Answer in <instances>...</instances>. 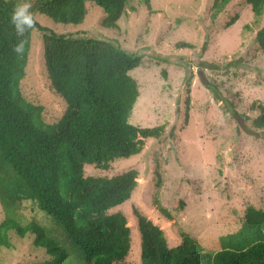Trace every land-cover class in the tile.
<instances>
[{
  "label": "rangeland",
  "instance_id": "obj_1",
  "mask_svg": "<svg viewBox=\"0 0 264 264\" xmlns=\"http://www.w3.org/2000/svg\"><path fill=\"white\" fill-rule=\"evenodd\" d=\"M212 2L126 0L119 29L103 27L105 14L91 1L85 2L84 18L78 24L55 21L34 9L46 30L109 40L141 56L140 65L129 71L139 91L129 122L139 127L164 125L165 135L146 140L139 154L114 160L108 170L84 167L86 175L112 176L131 168L139 173L131 198L114 209L126 216L131 227L128 260L132 264H140L141 243L133 207L163 229L171 245L180 242L177 229L181 228L212 251L218 249V236L239 228L247 206L264 208V130L250 127V118L257 114L252 103L264 104V56L255 41L264 26V11L256 17L244 0H231L213 15ZM236 14L237 20L227 27ZM183 41L193 47L177 48L176 43ZM43 65L41 32L34 29L21 90L27 100L43 107L44 121L52 124L69 103L54 93ZM156 161L164 167L158 189ZM156 199L174 221L160 215ZM28 203L24 212L12 217L21 225L28 220L39 223L55 244L50 251L58 248L67 256H50L33 244L35 234L28 231L19 237L9 229L2 231L10 247H0V264L45 259L81 264L79 252L66 243L53 216ZM1 208L0 203V223L5 218Z\"/></svg>",
  "mask_w": 264,
  "mask_h": 264
},
{
  "label": "trees",
  "instance_id": "obj_2",
  "mask_svg": "<svg viewBox=\"0 0 264 264\" xmlns=\"http://www.w3.org/2000/svg\"><path fill=\"white\" fill-rule=\"evenodd\" d=\"M102 9V26L119 29L126 0H32L34 9L55 21L78 24L83 21L85 2ZM148 1V0H147ZM231 0H213V15ZM253 15L264 11V0H244ZM17 0H0V203L5 213L0 223V247L10 245L2 235L13 229L19 237L35 234L33 244L46 253L66 257L44 229L34 220L21 225L14 217L24 212L28 201L52 215L61 226L66 243L75 247L81 264H132L131 227L126 216L114 210L131 198L139 173L131 168L112 176L86 175L84 167L108 170L112 162L139 154L148 139L165 135L164 125L139 127L129 116L139 96L129 71L141 63V56L122 49L109 40L74 38L46 30L41 32L44 72L54 93L69 106L59 119L46 123L43 107L27 100L21 90L25 77L31 34L17 38L9 17ZM238 18L234 15L226 26ZM27 41L25 54L17 58L11 45ZM264 56V26L255 34ZM177 48L193 47L189 42ZM191 75L186 82H190ZM189 90L187 89V93ZM257 103V104H256ZM252 103L257 114L250 127L264 130V104ZM189 99L185 100L187 122ZM163 164L156 161L154 186L164 178ZM160 215L174 221L170 211L154 201ZM140 234V264H264V208L247 206L239 228L218 236L215 251L197 243L183 229L180 242L171 245L163 231L133 207ZM64 245V244H62ZM56 260V259H55ZM29 264H55L48 259Z\"/></svg>",
  "mask_w": 264,
  "mask_h": 264
},
{
  "label": "clouds",
  "instance_id": "obj_3",
  "mask_svg": "<svg viewBox=\"0 0 264 264\" xmlns=\"http://www.w3.org/2000/svg\"><path fill=\"white\" fill-rule=\"evenodd\" d=\"M37 23V12L34 10L32 0H17L9 17V24L16 37H24L26 32L36 28ZM26 43L25 39H19L17 43L11 45V50L17 58L24 56Z\"/></svg>",
  "mask_w": 264,
  "mask_h": 264
}]
</instances>
